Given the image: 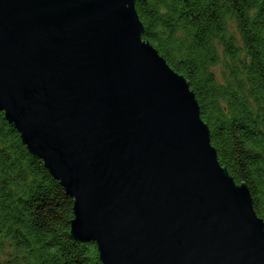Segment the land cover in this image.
Returning <instances> with one entry per match:
<instances>
[{
    "label": "water",
    "instance_id": "water-1",
    "mask_svg": "<svg viewBox=\"0 0 264 264\" xmlns=\"http://www.w3.org/2000/svg\"><path fill=\"white\" fill-rule=\"evenodd\" d=\"M136 0H0V110L73 200L102 264H264V222L217 160Z\"/></svg>",
    "mask_w": 264,
    "mask_h": 264
},
{
    "label": "trees",
    "instance_id": "trees-1",
    "mask_svg": "<svg viewBox=\"0 0 264 264\" xmlns=\"http://www.w3.org/2000/svg\"><path fill=\"white\" fill-rule=\"evenodd\" d=\"M142 39L194 92L217 160L264 222V0H136ZM73 200L0 110V264H102Z\"/></svg>",
    "mask_w": 264,
    "mask_h": 264
}]
</instances>
